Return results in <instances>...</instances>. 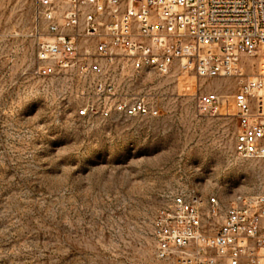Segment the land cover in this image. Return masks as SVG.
<instances>
[{
  "label": "rangeland",
  "instance_id": "rangeland-1",
  "mask_svg": "<svg viewBox=\"0 0 264 264\" xmlns=\"http://www.w3.org/2000/svg\"><path fill=\"white\" fill-rule=\"evenodd\" d=\"M34 1L0 0V264H155L152 220L171 193L264 192V160L234 154L233 116L196 112L190 74L138 77L159 115L76 117L33 73ZM211 82L231 99L233 79Z\"/></svg>",
  "mask_w": 264,
  "mask_h": 264
},
{
  "label": "built area",
  "instance_id": "built-area-1",
  "mask_svg": "<svg viewBox=\"0 0 264 264\" xmlns=\"http://www.w3.org/2000/svg\"><path fill=\"white\" fill-rule=\"evenodd\" d=\"M33 73L89 121L159 115L144 72L192 75L194 108L233 116L234 154L264 160V0H35ZM247 67V68H246ZM213 79H233L226 99ZM155 264H264V192L171 193L152 220Z\"/></svg>",
  "mask_w": 264,
  "mask_h": 264
}]
</instances>
